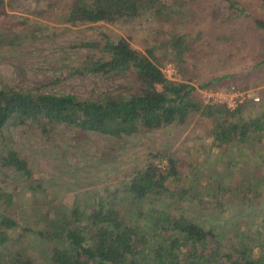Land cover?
I'll return each mask as SVG.
<instances>
[{
  "label": "trees",
  "instance_id": "16d2710c",
  "mask_svg": "<svg viewBox=\"0 0 264 264\" xmlns=\"http://www.w3.org/2000/svg\"><path fill=\"white\" fill-rule=\"evenodd\" d=\"M195 0H72L63 21L70 27L92 26L103 22L110 26L128 25L139 17L144 22L167 24L156 27L152 44L135 49L127 36L101 31L96 40L80 41L74 48L91 49L76 67L62 78L73 76H129L127 84L105 90L92 89L86 95L75 93L26 92L16 87L0 89V131L5 125L37 130L46 140L59 125L71 127L80 139L88 132L114 138L143 134L174 124H184L196 114L205 125L209 148L238 142L250 146L261 140L264 131V103L247 100L234 109L225 104L203 103L196 87L188 81L165 78L161 65L172 60L183 78L189 80L186 54L199 39L200 32H188L185 5ZM237 16L252 17L264 33V18L252 16L238 0H223ZM5 1L0 0V14ZM264 11V0H260ZM231 75L199 84L206 88ZM246 88V87H240ZM250 113L251 118H245ZM249 116V115H248ZM1 165L10 166L33 187L34 174L27 160L8 148ZM168 151L150 152L144 165L124 173L113 186L95 190L85 204H74L69 212L59 210L52 217L43 215L44 227L37 233L51 243L49 262H38L21 246L27 231L11 236L17 223L10 217L0 220V262L9 264H264L246 247L229 246L219 233L205 227L174 208L175 200L195 202L200 210L224 211L218 196L210 194L215 205H208L186 189L185 171L179 169ZM188 166H191L188 164ZM181 168V166H180ZM230 202L247 203V192L257 185L246 181L232 185L215 184ZM234 193V195L232 194ZM6 203H10L9 195ZM257 194L252 198L257 200ZM3 198V197H2ZM144 220V221H141ZM13 231V230H12Z\"/></svg>",
  "mask_w": 264,
  "mask_h": 264
},
{
  "label": "rangeland",
  "instance_id": "374dc122",
  "mask_svg": "<svg viewBox=\"0 0 264 264\" xmlns=\"http://www.w3.org/2000/svg\"><path fill=\"white\" fill-rule=\"evenodd\" d=\"M0 14V89L16 87L26 92L75 93L86 95L95 90L115 88L129 81V76H73L62 78L82 61L91 49L74 48L80 41L96 40L101 31L127 36L135 49L144 50L152 44V32L167 24L144 22L139 17L128 25L110 26L100 22L92 26L70 27L63 18L72 0H4ZM252 16L264 18L260 0H238ZM188 32H200L199 39L186 54L189 80L183 78L178 66L171 63L181 81L196 87L204 103L205 94L215 92L241 93L238 104L247 100L264 103V33L255 27L252 17L237 16L223 0H195L185 5ZM231 75L229 79L199 88V84ZM246 87V88H240ZM257 97L258 100L253 98ZM249 115V116H248ZM246 119L250 117V113ZM205 125L196 114L184 124L169 125L143 134L114 138L88 132L80 139L66 125L57 126L46 140L37 130L25 126L5 125L0 131V160L8 148L15 149L34 174L33 187L24 176L10 166L0 163V220L12 218L18 225L11 229L14 238L22 236L24 252L38 262L47 263L51 243L38 235L44 227L43 215L63 210L69 212L74 204L87 203L95 190L113 186L124 173L145 164L150 152L168 151L186 173V189L208 205L215 202L210 193L218 196L225 210H200L195 202L175 200L174 208L205 227L215 229L225 250L229 246L246 247L257 256L264 255V207L247 192L249 204L232 202L216 187L222 181L234 188L249 158L233 152L229 146L210 149L204 136ZM233 152V153H232ZM190 164L191 166H188ZM181 166V168H180ZM234 195V193H232ZM144 221V220H141ZM13 230V231H12ZM0 264H9L3 258Z\"/></svg>",
  "mask_w": 264,
  "mask_h": 264
},
{
  "label": "crops",
  "instance_id": "0c3cea01",
  "mask_svg": "<svg viewBox=\"0 0 264 264\" xmlns=\"http://www.w3.org/2000/svg\"><path fill=\"white\" fill-rule=\"evenodd\" d=\"M254 102H257V101H254ZM250 118H251V116H250ZM205 129H204V131H205ZM204 136L209 141L208 146H210V139H208L206 137L205 132H204ZM260 136H261V140L254 138L252 140V142L249 143L250 146L241 145L238 142H236L234 144L233 143L224 144L222 146V148L224 146L230 145L233 152L238 151L241 153V155H244L246 158H249L250 165L247 168L243 169V173L241 174V179H236L235 182L246 181V182H248L254 186L256 184L257 188L256 187L251 188L249 192H252L253 194L254 193L257 194L258 197H256L257 200H255V201L257 203H261L262 204L261 206L264 207V131H262L260 133ZM214 148H212V149H214ZM216 150H217V148H216ZM217 183L221 184L223 182L218 181ZM217 188L220 189L219 187H217ZM210 194H214V192L210 193ZM209 195H208V197H209ZM243 204H249V203L247 202V203H243Z\"/></svg>",
  "mask_w": 264,
  "mask_h": 264
},
{
  "label": "built area",
  "instance_id": "2783aa9c",
  "mask_svg": "<svg viewBox=\"0 0 264 264\" xmlns=\"http://www.w3.org/2000/svg\"><path fill=\"white\" fill-rule=\"evenodd\" d=\"M162 73L164 74L165 78L171 81H180L177 71L175 67L171 64L168 63L164 68H161ZM205 99L204 103L207 104H225L228 108L234 109L238 103L242 100H236L238 96H242L241 93H237L236 91H231V92H215V93H209L205 94ZM254 100H258L257 97L253 98Z\"/></svg>",
  "mask_w": 264,
  "mask_h": 264
}]
</instances>
